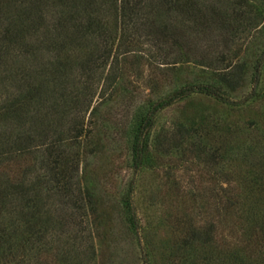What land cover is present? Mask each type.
<instances>
[{
    "label": "trees",
    "instance_id": "obj_1",
    "mask_svg": "<svg viewBox=\"0 0 264 264\" xmlns=\"http://www.w3.org/2000/svg\"><path fill=\"white\" fill-rule=\"evenodd\" d=\"M257 1L0 0V264H84L94 254L92 234L81 249L84 219L77 215H96L88 164L103 148L93 119L111 96L135 98L131 73L140 78L145 63L151 70L174 69L180 79L142 100L131 117L132 178L120 210L141 245L135 179L153 168L159 144L178 147L202 137V129L184 124L154 133L160 112L195 95L239 106L233 93L243 86L247 65L252 87L244 101L258 96L264 47L245 42L263 29L264 4ZM260 152L259 164L247 162L256 165L249 189L242 197L231 189L225 199L241 208L245 244L208 264H264V148ZM218 157L230 158L228 152ZM13 163L16 173L5 169ZM180 240L177 250L198 245L200 251L214 239L209 226L195 229L189 222Z\"/></svg>",
    "mask_w": 264,
    "mask_h": 264
},
{
    "label": "rangeland",
    "instance_id": "obj_2",
    "mask_svg": "<svg viewBox=\"0 0 264 264\" xmlns=\"http://www.w3.org/2000/svg\"><path fill=\"white\" fill-rule=\"evenodd\" d=\"M257 2L264 4V0ZM261 26V33H249L247 44L264 47V12ZM251 50L248 59L254 57ZM163 69L151 70L142 63L140 78L131 73L134 81L128 84L135 98L111 96L96 115L100 118L93 119L94 137L103 149L88 164L96 183H89L96 215L77 214L84 219L81 249L92 242L88 234L93 237L94 254L84 264H208L212 258L221 260L222 255L233 253L234 247L245 244L240 235L242 219L238 220L241 208L237 204L228 207L225 199L231 189L239 195L249 189L248 185L255 179V167L260 163L262 151H259L264 148V69L256 88L258 96L245 102L252 87L249 65L243 73V86L233 93L235 100L242 102L239 106L230 107L213 98L195 95L160 112L154 133L184 124L202 129V137L190 136L178 147L169 144L161 148L166 143L159 144L160 151L152 158L153 168L135 179L134 205L141 224V245L138 246L136 236L123 220L120 201L132 178L128 159L132 114L142 100L168 91L180 79H176L174 69L169 72ZM227 152L229 160H220L218 155ZM5 169L16 173L19 166L8 164ZM87 217L91 225L86 223ZM189 222L195 229L206 225L211 228L214 240L210 246L200 251L198 245L177 250L176 244L181 243L180 236ZM207 256L212 257L205 259Z\"/></svg>",
    "mask_w": 264,
    "mask_h": 264
}]
</instances>
